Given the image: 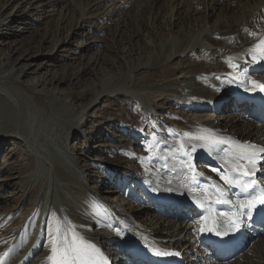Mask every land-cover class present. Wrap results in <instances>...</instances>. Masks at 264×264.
<instances>
[{
	"label": "bare ground",
	"instance_id": "bare-ground-1",
	"mask_svg": "<svg viewBox=\"0 0 264 264\" xmlns=\"http://www.w3.org/2000/svg\"><path fill=\"white\" fill-rule=\"evenodd\" d=\"M174 2L177 9L185 3ZM203 3L201 18L200 11L193 8L185 12L188 20L185 30L159 43H146L152 54L145 63L124 62V68L116 73L113 82L107 79L99 83V87L95 84L82 90L80 98L90 94L84 104L74 105L70 98H64L56 90L45 94L50 111L26 112L27 96L6 83L8 80L21 82L34 62L16 66L0 60V97H6L0 103V141L11 137L13 145L23 152L21 160L30 159L21 174L19 188L25 193L34 187L38 189L36 196L27 202L20 223L6 230L9 237L24 236L31 215L37 211L30 235L19 246L16 243L10 248L1 245L0 264H129V261L161 264L163 256L153 249L179 253L180 259L175 264H252L261 260L264 220L255 225L248 222L247 214L241 216L243 230L231 244L232 249L223 256H217L208 244L216 235L215 231H200V228L207 225L226 231L227 216L247 212L239 208L238 202L254 200L257 191L264 189V153H256L255 168L242 158L253 152L250 145L264 148V101H259L255 109L248 105L252 96L260 92L258 87L256 91L248 90L254 87L251 81L264 84V59H261L264 53L256 47L264 41V0H203ZM177 9L175 15H169V23L173 20L174 26L181 20L184 23V19L177 16ZM15 17L17 15L12 13L0 15V27ZM202 49L218 56L217 60L197 71L182 70L180 63H174L178 66L172 78L154 87L133 83L140 71L157 65L165 67L189 52ZM155 54L157 61L152 64ZM253 55L259 62L252 60ZM120 60L125 61L124 50ZM230 63L237 67H230ZM25 85L32 93H45L38 77ZM170 91L176 93L177 103L184 112L182 121L175 122L173 128L177 138L161 139L153 147L150 169L140 176L146 193L141 204L135 202L136 205L131 206L136 197L108 190L112 177L94 180L89 172L91 167L79 164L72 137L78 133L89 136L83 128L87 124L85 116L106 96L133 97L143 103L147 112L155 114L153 101ZM157 92L158 96L154 94ZM208 110L210 114H201ZM221 112L229 115L225 118ZM241 121H244L242 126ZM134 131L140 133V127ZM210 140L223 142L212 144ZM169 150L171 153L165 154ZM243 163L251 178L243 177V168L240 172L233 171L234 166ZM110 165L113 174H122L124 166ZM209 165L217 171L209 174ZM221 174L240 183L228 184L220 178ZM241 184L254 186L246 190ZM85 190L93 192L113 214L104 233L95 230L90 233L87 226L77 221L87 206L78 199L77 192ZM145 194L162 207L161 213L145 205L149 203ZM20 200L26 201V197ZM220 200L228 203H217ZM233 234L230 232L224 237ZM117 243L120 247H116Z\"/></svg>",
	"mask_w": 264,
	"mask_h": 264
},
{
	"label": "rangeland",
	"instance_id": "rangeland-1",
	"mask_svg": "<svg viewBox=\"0 0 264 264\" xmlns=\"http://www.w3.org/2000/svg\"><path fill=\"white\" fill-rule=\"evenodd\" d=\"M181 2L185 3L177 9L174 0H0L1 16L8 13L17 15L0 27V60L16 66L34 62L21 82L8 80L6 84L19 88L27 96L29 104L26 112L33 110L44 114L50 111L45 94L56 90L64 98H70L74 105L84 104L90 94L80 98L82 90L86 91L95 84L99 87L98 84L105 83L107 79V82H113L117 78L116 73L125 66L124 62L145 63L152 54L151 48L146 47L147 42L159 43L181 29L185 30L188 22L186 11L191 8L200 11L201 18L204 13L203 0ZM176 9L177 16L183 18L184 23L181 20L174 26L173 20L169 23V15L172 17ZM123 50L125 61L120 60ZM217 58L204 49L192 51L165 67L157 65L151 70L138 72L133 83L140 82L137 84L141 87H154L170 80L178 65L182 70L197 71ZM151 59V63L156 64V54ZM33 77L42 81L45 93L36 94L28 89L25 84ZM158 92L154 94L158 96ZM158 97L153 101L157 113L152 114L146 111L140 100L133 97L124 94L106 96L85 116L87 124L83 128L90 133L89 136L86 138L78 133V136L72 137L79 164L91 167L89 172L94 180L112 177V186L108 190H117L125 197H136L131 206L141 204L146 193L140 176L150 169L153 147L161 139L172 141L177 138L173 131L175 122L182 121L184 117L174 91ZM5 99V96H1L0 103ZM205 112L211 113L208 110L201 114ZM221 113L225 118L229 115ZM243 124L244 121H241L240 126ZM23 125L25 132L27 125L25 122ZM139 127L140 133L135 132L134 129ZM12 142L9 136L0 141V246L8 248L12 243L19 246L26 241L37 217L35 211L24 236H7L6 230L20 223L21 215L27 210V202L36 196L38 190L34 187L25 193L19 188L21 174L30 159L27 157L22 161L23 152ZM166 153L170 154L171 151ZM110 164L124 166L122 174H113ZM214 168L209 165V174ZM77 193L78 199L87 205L82 209V216L77 218L78 223L87 226L90 233H104L106 223L113 216L109 213L110 209L89 190ZM145 195L149 202L145 205L161 213L162 207L149 194ZM23 197H26V201L20 200ZM175 217L176 214L172 218ZM116 247H120L118 243ZM259 256L261 260L252 264H264V248ZM128 263L132 264L130 261Z\"/></svg>",
	"mask_w": 264,
	"mask_h": 264
},
{
	"label": "snow or ice",
	"instance_id": "snow-or-ice-1",
	"mask_svg": "<svg viewBox=\"0 0 264 264\" xmlns=\"http://www.w3.org/2000/svg\"><path fill=\"white\" fill-rule=\"evenodd\" d=\"M261 45H264V41H261L260 44H258L256 47L258 49L261 50L262 53H264V48H261ZM261 59H264V55L261 56ZM252 60L254 62H259L257 60L256 55L252 56ZM230 67H237V65L235 64H231L230 63ZM251 83L254 85V87L249 88V91H256L257 87L259 88L260 91H264V84H258L257 81H251ZM187 135V134H186ZM199 139H209L207 137H199ZM223 141H216V140H210V143L215 144V143H222ZM249 147H251L253 149V152L251 153L250 156L248 157H242V158H246L248 160V163L255 168L256 164H257V160L255 159L256 157V153H264V148H258L255 145H250ZM243 168V165H239V166H234L233 167V171L235 172H240L241 169ZM213 171H217V169H213ZM244 176H249L250 172L249 171H244L243 172ZM220 178L222 180H224L226 183L228 184H232V183H240V181H234L233 179H231L228 176H225L223 174H221ZM251 185L248 184H241V187L244 189H247L248 187H250ZM262 194H264V189L260 190ZM217 203H228V201L225 200H220L217 201ZM239 204V208L240 209H246L247 212H234L232 215L227 216V219L229 221V226L228 229L226 231H219L216 228H211L208 227L207 225H205L204 227L200 228V231H215L217 236H227L229 235L230 232H235L238 231L243 223V221L241 220V216L247 214L249 217L251 216V210L256 209L257 205H264V198H257L254 200H249V201H245V202H238ZM201 207H203V204L200 205ZM53 251H55V248L53 249ZM154 252H156L157 255H162V256H168V255H179V253H172V252H166V251H160L159 249H153Z\"/></svg>",
	"mask_w": 264,
	"mask_h": 264
}]
</instances>
